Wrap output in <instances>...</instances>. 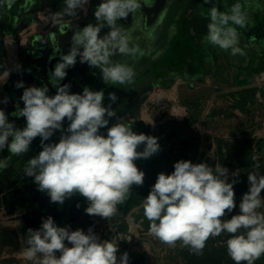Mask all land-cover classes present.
<instances>
[{
  "label": "rangeland",
  "instance_id": "obj_1",
  "mask_svg": "<svg viewBox=\"0 0 264 264\" xmlns=\"http://www.w3.org/2000/svg\"><path fill=\"white\" fill-rule=\"evenodd\" d=\"M100 2L89 0L86 13L79 11L78 18L60 15L64 2L59 0H14L10 7L7 3L0 4V109L10 111L6 114L9 122H14L18 128L26 125L23 117L11 115L17 105L23 107L19 98L24 89L17 88V82L23 81L25 87L47 85L48 95H55L56 88L49 83L51 61L60 58L61 53L67 54L77 26L82 28L96 22L93 13ZM237 2L243 5L247 15L246 27H237L239 46L245 53L243 56H232L229 51L204 39L211 7L227 11ZM140 4L136 12L118 20L117 27L130 33V46L138 47L144 54L141 56L138 53L135 57L115 55L111 58L113 62L125 63L134 69L133 82L107 85L99 68L80 63L78 57L75 66L67 69L64 84H70L71 93L84 87L93 91L103 90L105 106L110 103L108 94L115 92L118 99L112 107L116 117L110 120L109 126L120 120L130 125L137 134L159 138L172 124L181 123L185 126L183 131L197 137L195 152L190 158L192 163L206 162L213 168L223 166L229 173L239 170V177L246 178L248 173L257 171L255 165L259 164L258 171L264 174V0H210L209 3L204 0H140ZM107 31L109 29H103L101 35ZM179 31L191 50L195 43L213 49L208 52L202 67L197 64L193 71L178 72L177 69L169 78L156 80L153 74L155 63L161 60ZM55 48L59 51L53 55ZM250 59L255 61L259 69L257 73L251 74L235 65V61L250 62ZM16 65L21 66L19 70H16ZM6 71H9V76ZM227 74L231 76L230 85L221 82V77ZM91 75L94 76L93 81L84 86ZM231 93H246L248 101L238 105ZM14 95L16 100L10 106ZM5 98L7 103H4ZM178 108V114L174 113ZM177 117H182V120H177ZM67 124L65 120L64 126L67 127ZM101 132L106 134V129H101ZM59 137L60 132L57 131L47 142H58ZM35 141L30 145L24 166L18 174L25 191L33 181L32 177L24 175V169L28 160L34 157L32 146H35ZM37 147L42 150L40 145ZM138 150L142 151L143 145ZM0 154L1 159L7 158L10 164L13 163L12 153L5 149ZM240 156L249 159L252 166L243 167L238 160ZM5 172L0 173V264H31L22 258L21 253L22 239L27 230L39 228L42 219L48 216L53 217L57 224L63 219L64 212L40 215L38 210L43 202L34 205L43 194L48 195L39 191L37 185L30 188L29 200L34 203L23 205L27 203L19 194L21 192L18 191L20 196H15L16 190H11L17 185L16 181L8 188L3 187V183L12 182L9 175H4ZM155 181L154 177H144L143 186L134 185L132 189H151ZM248 187L247 182L245 192ZM261 195L264 198V192ZM72 197H76V206L70 207L64 226L85 232L89 227L93 228L102 240L108 239L118 245V258L127 252L129 264H235L227 253L228 233L209 238L202 253L196 254L181 246L180 242L173 248L151 236L142 204L127 213L118 209L115 216L106 220L87 215L85 208L88 202L78 193ZM70 198L62 205L65 206ZM241 198L236 199L237 208L226 219L238 214ZM55 205L53 203V209ZM258 211L264 212V207Z\"/></svg>",
  "mask_w": 264,
  "mask_h": 264
},
{
  "label": "clouds",
  "instance_id": "obj_2",
  "mask_svg": "<svg viewBox=\"0 0 264 264\" xmlns=\"http://www.w3.org/2000/svg\"><path fill=\"white\" fill-rule=\"evenodd\" d=\"M13 2L0 0V4L7 3L9 7ZM88 4L89 0H64L60 15L78 18L79 11L86 13ZM140 7V0H101L93 13L96 22L76 27L69 51L60 54L49 75L55 95H48L47 85L25 87L23 81L16 83L17 88L24 89L19 98L23 107L17 105L11 115L25 119L23 128L9 122L0 109V151L7 149L16 156L25 154L39 137L42 150L28 160L24 175L33 178L51 203L62 205L78 193L88 202L87 215L106 220L117 214L118 205L129 198L134 185L143 186L145 173L135 161L158 153V138L137 134L120 120L109 126L116 117L112 107L118 99L115 92L108 94L110 103L105 106L103 90L84 87L82 93H71L70 84L61 85V81L79 57L80 63L99 68L107 85L133 82L134 69L111 58L144 54L138 47L130 46V33L117 27L118 20L126 19ZM246 25L247 15L241 3H234L227 11L213 6L204 39L232 56H243L237 27ZM105 28L109 31L101 35ZM58 51L55 48L53 55ZM20 67L16 65V70ZM7 102L5 98L4 103ZM101 129H106V134ZM57 131L59 141L47 142ZM141 145L142 151L138 150ZM8 166L7 158L0 159V170ZM255 167L257 171L247 175L249 187L239 202L238 214L226 219L237 208L234 185L239 183L240 171L229 173L219 165L213 168L206 162L177 161L171 174L157 175L142 201L149 234L169 247L180 242L200 254L209 238L228 233L229 257L235 264H254L264 255V212L258 211L264 207V174L258 171L259 164ZM22 245V258L31 264H129V254L124 252L118 258V245L102 240L93 228L89 227L87 232L71 230L70 226H58L51 216L42 219L39 228H29Z\"/></svg>",
  "mask_w": 264,
  "mask_h": 264
},
{
  "label": "flooded vegetation",
  "instance_id": "obj_3",
  "mask_svg": "<svg viewBox=\"0 0 264 264\" xmlns=\"http://www.w3.org/2000/svg\"><path fill=\"white\" fill-rule=\"evenodd\" d=\"M195 44H193L194 48L191 50L189 44H187L185 36L181 33V31H179L173 37L161 60L155 63L156 69L153 74L154 76H156V80H163L169 78L172 74L176 73L173 71L177 69L178 72H180L181 70H187V71L195 70L197 66V60L194 52ZM93 79L94 76L91 75L90 78L88 79V82L85 83L84 86L90 84L93 81ZM118 86H116V88H118ZM82 91L83 89L79 88L76 93H82ZM174 129H179L180 133H178V136L174 140H170L168 138L169 133ZM196 144L197 142L194 139H192L188 133L183 132V130L180 127H174V128L169 127L163 136V140L160 145V150L157 153L158 159L162 161L161 167L163 171L169 168L168 166L170 164L176 163L179 160H190L192 154L195 152ZM39 151H40L39 147H37L36 145L34 147L32 146L33 156L38 155ZM27 153L23 154L24 159L27 158L28 155ZM35 185L36 184L33 181H30L28 185V190L26 191L22 189V186H18L14 188L16 190V193L14 191V195L20 196L18 195V191H19L21 192L19 194H21V196H23L24 199L26 200L25 203L27 204H23V205L29 206L34 203L32 201L31 202L32 204H29V199H30L29 195L32 192L31 189H33ZM42 202H43L42 207L38 210L39 214L42 216L49 215L52 212L56 214L60 212H64L63 219L59 223H57L58 226L63 227L64 222L67 221V215L69 213L68 211L70 207L76 206L77 201H76V197H72L67 201L65 206L61 204H56L55 205L56 207L53 209V203H51L50 199H48V197L44 196L43 194L36 201V205H34V207L37 206V204H41Z\"/></svg>",
  "mask_w": 264,
  "mask_h": 264
},
{
  "label": "trees",
  "instance_id": "obj_4",
  "mask_svg": "<svg viewBox=\"0 0 264 264\" xmlns=\"http://www.w3.org/2000/svg\"><path fill=\"white\" fill-rule=\"evenodd\" d=\"M213 48L210 46L204 45V44H195V56L197 60V64H199L201 67L204 64V60L207 58L208 52L211 51ZM254 58V57H253ZM252 58V59H253ZM235 65L241 67L245 71H248L249 73H257L259 69H257L255 61L250 59V62L247 60L243 61H235ZM221 82L225 85H230L231 84V76L230 74H227L225 76L221 77ZM232 99L238 104H245V101H248L249 96L246 93H231ZM172 128L174 127H180L182 130L185 126H183L181 123H175L172 124ZM189 134V136L194 139L197 142V137L190 134L187 131H183ZM166 133V132H165ZM164 133V134H165ZM178 133H180L179 129H174L170 131L168 138L170 140H174L177 136ZM164 136V135H163ZM163 136L157 137L158 138V143L161 145V142L163 140ZM238 160L241 161V164L243 167H251V161L247 158H242L241 156L238 157ZM137 167L142 170L145 173V177H154L157 178V175L161 172L165 174H171V171L173 172L174 170V164H170L166 170L163 171L161 167L162 161H160L157 157V153L154 154L151 158L148 159H138L135 161ZM12 169L14 170L13 173H9V177L11 178V181H16L18 179V171H21L24 163H20L19 157L15 158L13 163H12ZM20 166V167H19ZM247 184V178L245 176H240L239 177V183L234 185V191L236 193V199L241 197L245 193V188ZM150 189L144 188V189H132L129 195V198L121 205H118V209L124 213H127L134 207H137L142 204V200L148 195ZM32 200H29V203H31ZM254 264H264V255H262L259 259H257Z\"/></svg>",
  "mask_w": 264,
  "mask_h": 264
},
{
  "label": "crops",
  "instance_id": "obj_5",
  "mask_svg": "<svg viewBox=\"0 0 264 264\" xmlns=\"http://www.w3.org/2000/svg\"><path fill=\"white\" fill-rule=\"evenodd\" d=\"M60 1V3L61 2H64V0H59ZM15 100H16V97H15V95L11 98V102H10V106H12L13 104H14V102H15ZM5 114H10V111H6L5 110ZM35 140H37V141H35V145L37 146V145H40V138L39 137H37ZM7 150V149H6ZM1 155V154H0ZM13 157H12V162L14 161V156H16V155H12ZM20 156V157H19ZM19 156H17V157H19V160H20V163H21V165H22V163H23V161H24V158H23V154H21V155H19ZM17 157H15V158H17ZM0 159H1V157H0ZM3 159V158H2ZM12 164V163H11ZM11 164L9 163V166L6 168V169H2V170H0V173H3V172H5L4 173V175L5 176H7V175H9V173L11 172V173H13L14 172V170L12 169V166H11ZM20 167V166H19ZM5 170V171H4ZM11 173H10V175H11ZM20 173V171H18V173H17V175ZM11 177H12V175H11ZM12 183L13 182H10V183H3V187L4 188H8V187H10V185H12ZM16 184L17 185H15L14 186V188H16V187H18V186H22V180H21V177L20 176H18V179L16 180ZM14 188H12L11 190L13 191L14 190Z\"/></svg>",
  "mask_w": 264,
  "mask_h": 264
},
{
  "label": "water",
  "instance_id": "obj_6",
  "mask_svg": "<svg viewBox=\"0 0 264 264\" xmlns=\"http://www.w3.org/2000/svg\"><path fill=\"white\" fill-rule=\"evenodd\" d=\"M59 61V58H56V59H53L51 61V64H50V72H52L54 70V66L55 64ZM67 71V70H66ZM65 83V81L63 80V84Z\"/></svg>",
  "mask_w": 264,
  "mask_h": 264
},
{
  "label": "built area",
  "instance_id": "obj_7",
  "mask_svg": "<svg viewBox=\"0 0 264 264\" xmlns=\"http://www.w3.org/2000/svg\"><path fill=\"white\" fill-rule=\"evenodd\" d=\"M178 110H180V109H179V108H178V109H175V110H174V113L178 114ZM181 115H182V114H180L179 116H181ZM176 119L180 121V120H182V117H181V118H178V117H177Z\"/></svg>",
  "mask_w": 264,
  "mask_h": 264
}]
</instances>
